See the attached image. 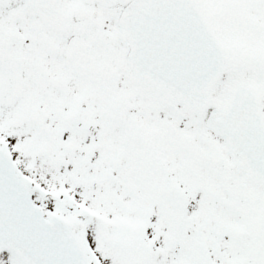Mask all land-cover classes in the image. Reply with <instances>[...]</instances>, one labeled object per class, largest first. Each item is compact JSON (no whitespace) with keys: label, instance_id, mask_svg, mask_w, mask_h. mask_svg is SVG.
<instances>
[{"label":"snow or ice","instance_id":"snow-or-ice-1","mask_svg":"<svg viewBox=\"0 0 264 264\" xmlns=\"http://www.w3.org/2000/svg\"><path fill=\"white\" fill-rule=\"evenodd\" d=\"M0 264H264V0H0Z\"/></svg>","mask_w":264,"mask_h":264}]
</instances>
